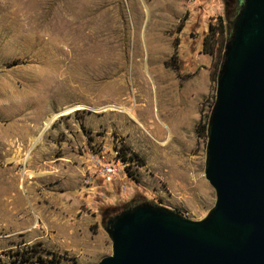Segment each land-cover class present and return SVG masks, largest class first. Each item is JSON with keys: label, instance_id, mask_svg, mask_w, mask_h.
<instances>
[{"label": "rangeland", "instance_id": "374dc122", "mask_svg": "<svg viewBox=\"0 0 264 264\" xmlns=\"http://www.w3.org/2000/svg\"><path fill=\"white\" fill-rule=\"evenodd\" d=\"M234 1L0 0V264H97L135 204L209 214Z\"/></svg>", "mask_w": 264, "mask_h": 264}, {"label": "water", "instance_id": "95a60500", "mask_svg": "<svg viewBox=\"0 0 264 264\" xmlns=\"http://www.w3.org/2000/svg\"><path fill=\"white\" fill-rule=\"evenodd\" d=\"M205 174L216 202L200 220L150 203L110 219L97 264H264V0H243L218 75Z\"/></svg>", "mask_w": 264, "mask_h": 264}, {"label": "trees", "instance_id": "16d2710c", "mask_svg": "<svg viewBox=\"0 0 264 264\" xmlns=\"http://www.w3.org/2000/svg\"><path fill=\"white\" fill-rule=\"evenodd\" d=\"M237 13H238L237 11L234 13L235 18H236ZM210 31H211V35H212V33L214 34V25H213V24H210ZM212 48H213V44L211 45V49H212ZM124 148H126V146H124ZM134 157H138V155H137V154H134ZM126 159H127V156H126V153H124V155H123V160H126ZM124 211H125V210H124ZM122 212H123V211H122ZM117 215H118V214H117ZM115 216H116V215H115ZM115 216H114V217H115ZM114 217H112V218H114ZM34 246H35V245H34ZM34 246H32L31 249H33V251L36 252V253H37V252H40V249H37V248L34 247ZM57 255H58L57 253H54V257H53V258H54L55 261H58V259H57ZM29 258H30V257H24V262H25V261H28ZM38 258L40 259L41 262H44V259H42V257H41L40 254L38 255ZM59 258H61V257L59 256Z\"/></svg>", "mask_w": 264, "mask_h": 264}, {"label": "built area", "instance_id": "2783aa9c", "mask_svg": "<svg viewBox=\"0 0 264 264\" xmlns=\"http://www.w3.org/2000/svg\"><path fill=\"white\" fill-rule=\"evenodd\" d=\"M118 154H119V151H118ZM102 173H103V169H102ZM117 173H118V169L114 166V164L109 163L106 165L103 175L107 179L108 182H111L116 177Z\"/></svg>", "mask_w": 264, "mask_h": 264}, {"label": "flooded vegetation", "instance_id": "af4514ba", "mask_svg": "<svg viewBox=\"0 0 264 264\" xmlns=\"http://www.w3.org/2000/svg\"><path fill=\"white\" fill-rule=\"evenodd\" d=\"M242 3H243V0H235L234 1V7H233V10L236 12H238L239 10H240V8H241V5H242ZM234 12V13H235Z\"/></svg>", "mask_w": 264, "mask_h": 264}]
</instances>
